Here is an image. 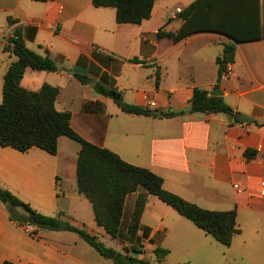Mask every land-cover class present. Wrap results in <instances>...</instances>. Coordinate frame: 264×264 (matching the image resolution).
<instances>
[{
    "label": "crops",
    "instance_id": "crops-1",
    "mask_svg": "<svg viewBox=\"0 0 264 264\" xmlns=\"http://www.w3.org/2000/svg\"><path fill=\"white\" fill-rule=\"evenodd\" d=\"M193 1L154 0L150 18L132 25L117 24L113 8H95L91 0H0V81L3 83L10 65L3 61L2 54L13 56L3 51L2 45L19 27L36 29L34 39L25 40V46L38 55H48L57 67L56 72L26 69L20 85L29 91H37L43 84L57 87L55 108L64 89L63 78H74V72L87 74L85 68L76 66L81 55L89 58L96 49L112 57L111 69L102 71L110 76L126 103L159 114H180L172 118L125 114L110 99L94 92L95 82L82 85L74 78L83 88L84 97L77 114L67 111L71 128L124 162L157 175L163 180L164 190L184 201L208 211L235 210L240 229L223 252L214 245L217 242L190 221L155 196L146 195L140 224L150 229L153 244L143 242L144 248L151 254L156 247L168 250L167 256L175 253L179 264H197L195 259L207 255L218 256L223 264H264V251L258 258L251 256L254 248L243 239L239 224L240 219L255 223L264 214L258 195L259 182L264 180V126L250 124H264V0H260L263 31L259 40L235 43L214 32H196L177 43L157 39L159 29L171 33L180 29L183 21L176 9L182 11ZM8 18L16 22L8 24ZM227 43L235 45L234 73L222 75L217 88L235 113L252 122L238 118L241 123L235 122L222 113L189 111L195 89L211 92L216 88L215 59ZM216 45L219 52L210 55L208 49ZM133 58L137 63L127 62ZM94 79L98 81V77ZM79 149L76 142L66 137L58 139L55 156L37 148L20 153L0 147V187L11 190L39 213L41 209L58 211L56 215L67 216L65 220L71 225L97 238H110L96 225L90 203L77 193L75 168ZM246 150L252 151V159L244 157ZM63 172L70 174L75 190L63 191L59 196L47 186L49 180L52 186L62 184ZM42 181L46 189L40 185ZM137 197L138 193H134L126 198V217ZM31 232L36 237L33 240L24 236H31ZM81 242L84 241L72 232L43 233L33 227H19L9 220L6 206L0 202V264H55L56 255L69 264H88ZM31 243L40 244L36 253L29 252ZM234 244L239 247L232 249Z\"/></svg>",
    "mask_w": 264,
    "mask_h": 264
},
{
    "label": "trees",
    "instance_id": "trees-1",
    "mask_svg": "<svg viewBox=\"0 0 264 264\" xmlns=\"http://www.w3.org/2000/svg\"><path fill=\"white\" fill-rule=\"evenodd\" d=\"M49 2L55 0H32ZM95 8H113L117 24L139 25L151 16L154 0H91ZM262 4L260 0H195L179 13L183 21L176 33L159 29L157 39L167 38L177 43L196 32H214L226 36L235 43L251 42L262 38ZM8 24L16 21L7 19ZM34 27L16 28L12 36L5 39L2 50L15 57L3 76L0 103V147L11 148L25 153L37 148L48 155L57 153L58 139L66 137L76 142L80 149L77 154L75 176L77 193L86 199L93 212L94 221L112 240L123 245L127 254L106 248L96 236L83 228L71 225L60 213L45 216L34 210L28 203L21 201L10 191L0 187V202L7 208L9 220L19 227H33L50 231L75 233L92 247L100 256L111 260L113 264H152L141 257L143 242L153 244L149 239L150 229L140 224V216L146 201V195L155 196L162 203L190 221L196 228L210 236L224 247L231 245L234 236L240 234L236 224V211H208L186 202L163 188V180L147 169L124 162L118 155L98 147L78 135L70 125L69 112H59L55 101L59 94L57 87L43 84L37 91L21 87L20 82L26 69L39 72H56L54 61L41 56L25 46V40L34 39ZM235 45L224 44L222 53L216 57L218 67L216 88L227 63H233ZM114 59L93 49L89 58L81 55L76 66L85 68L87 74L73 73V77L82 85L94 81L96 94L110 99L121 112L129 115L172 118L180 113L161 112L156 115L147 107L128 104L122 93L113 87L112 79L102 69L110 70ZM137 63V59L128 60ZM98 77V81H95ZM156 75V85H157ZM204 89H195L190 100L191 113L226 114L235 122L241 123L222 97L209 95ZM260 127L264 124L250 123ZM246 159L254 157L251 150L244 152ZM138 193L131 214L126 217L124 205L126 198ZM140 232V235H139ZM33 235V233H30ZM130 253V254H128ZM155 260L160 263L169 251L160 247L153 250ZM2 264H14L4 261Z\"/></svg>",
    "mask_w": 264,
    "mask_h": 264
},
{
    "label": "rangeland",
    "instance_id": "rangeland-1",
    "mask_svg": "<svg viewBox=\"0 0 264 264\" xmlns=\"http://www.w3.org/2000/svg\"><path fill=\"white\" fill-rule=\"evenodd\" d=\"M218 50H220V47L216 45L214 47H210L208 49V53L210 55H213L214 53L217 54L219 52ZM2 55L4 57L3 61L6 64H9V63H11L12 61L15 60V58L13 56H10V55H7V54L6 55L2 54ZM128 71H130V73H133L131 70H128ZM63 79H64L65 85L63 87L64 89L62 90L61 94L59 95L58 104H57L56 108H57V110L70 111V112H72L74 114H77L78 111H80L81 102H82L83 97H84L83 88H80V84H78L74 78L65 77ZM93 82L94 81L89 82L88 85L91 86ZM1 89H2V79L0 81V103L2 101ZM60 168L63 169L64 166L61 165ZM65 173L66 172L62 173V178H63L62 184H56V185H53L54 186L53 187L51 185V183H50V180H49V184H48L47 187L50 186V190H51L52 193H53V190H54L56 192V195L60 196L63 191H67V193H70V192H73L75 190V184L73 185L71 183L70 174H65ZM65 179H66V181H65ZM51 182L53 183L55 181L52 180ZM40 185H42L46 189V183L45 182L42 181L40 183ZM7 190H9V189H7ZM9 191L11 193H13L11 190H9ZM14 195H16V194H14ZM36 206H38V208H39V204L37 205V203H36ZM40 208H42V207L40 206ZM41 210H42L41 214H43L45 216H56V214L58 212L57 211L56 213H53L54 211H48V209H41ZM66 217L63 216L62 218L65 220ZM239 224L243 228V235H244L243 239L247 240L248 245H250V247L254 248V254H252L251 256L255 257V258H258V254L260 253V251H264V214L262 216H259L258 219L255 221V223L242 221L240 219ZM27 227H25V228H27ZM41 230H42L43 233L44 232H51L52 233V231H50V230H45V229H41ZM53 232H57V231H53ZM58 232H65V231H58ZM24 236L27 237L28 239L30 238L32 240L36 238L33 235H31V236L24 235ZM98 240L106 248L113 249V250H115L117 252H121L122 254H127L123 250V246L117 241H114V240H112L110 238H107L106 236L105 237L104 236L103 237L102 236H98ZM81 244L84 246V247H82V249L86 250V251L83 252L84 261L86 263H88V264H113V262L111 260H107V259L103 258L102 256H100L87 243L81 242ZM214 245L216 247H219V249H221L223 252L226 251L225 250L226 247L220 245L219 243L218 244L214 243ZM39 247H40V244L38 245V244L31 243L30 246H29V252L31 254L36 253L38 251ZM236 247H239V246L237 244H234V246H232V249H235ZM142 251H143V254H144L143 258L147 259L152 264H179L178 263L179 261H177V256H176L175 253H173V255L171 254V256H167L162 262L158 263L155 260L154 255L150 253L149 249H145L144 246H143ZM128 254H130V253H128ZM55 257H56L55 264H69V262L67 260H65V259L63 260L60 257H58L57 255ZM195 260H198L197 264H223L221 259L218 256H216V255H210V256L207 255L205 257L200 256L198 259H195ZM254 264H256V263H254Z\"/></svg>",
    "mask_w": 264,
    "mask_h": 264
},
{
    "label": "built area",
    "instance_id": "built-area-1",
    "mask_svg": "<svg viewBox=\"0 0 264 264\" xmlns=\"http://www.w3.org/2000/svg\"><path fill=\"white\" fill-rule=\"evenodd\" d=\"M180 9H176V13H180ZM234 73L233 65L232 63H227L225 65V70L223 72L224 76H232ZM153 105V104H152ZM235 188H237V185H234ZM259 198H260V205L264 209V180L259 182V192H258Z\"/></svg>",
    "mask_w": 264,
    "mask_h": 264
},
{
    "label": "water",
    "instance_id": "water-1",
    "mask_svg": "<svg viewBox=\"0 0 264 264\" xmlns=\"http://www.w3.org/2000/svg\"><path fill=\"white\" fill-rule=\"evenodd\" d=\"M210 96H214V97H221L222 96V92L220 91L219 88H215L213 89L210 94ZM156 115H159V111H155L154 112ZM236 117L242 121V122H252V119H250L249 117H246L244 115L241 114H237Z\"/></svg>",
    "mask_w": 264,
    "mask_h": 264
}]
</instances>
